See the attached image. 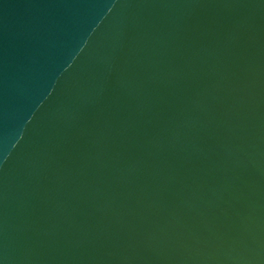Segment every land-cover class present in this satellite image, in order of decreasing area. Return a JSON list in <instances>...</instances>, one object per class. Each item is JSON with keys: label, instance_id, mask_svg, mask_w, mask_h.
<instances>
[{"label": "water", "instance_id": "1", "mask_svg": "<svg viewBox=\"0 0 264 264\" xmlns=\"http://www.w3.org/2000/svg\"><path fill=\"white\" fill-rule=\"evenodd\" d=\"M0 264H264V0H0Z\"/></svg>", "mask_w": 264, "mask_h": 264}]
</instances>
